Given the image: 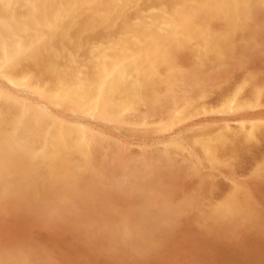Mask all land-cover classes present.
Returning <instances> with one entry per match:
<instances>
[{
  "label": "rangeland",
  "instance_id": "obj_1",
  "mask_svg": "<svg viewBox=\"0 0 264 264\" xmlns=\"http://www.w3.org/2000/svg\"><path fill=\"white\" fill-rule=\"evenodd\" d=\"M145 1L146 0H141V5L146 4L147 1ZM230 3L225 1L223 7L227 14L230 10L231 5L232 7L237 8L236 12L233 15V21L235 24L233 32L235 33V35L239 36H236L238 38L234 37L233 39L238 45L237 47L234 41H231L232 43L229 46V49L231 50L230 56L228 55L227 58H224L221 46L217 45L216 47L219 59L210 64V67L208 66L204 68V70L201 69L202 73L201 71L198 72L200 75L197 73L193 74L192 69L194 70V64L191 62V58L188 59L189 57L185 55V53L183 54L184 49L182 46H180L177 49L178 59H176V66H174L177 77L179 79L175 87L167 90L164 94H162L160 101L161 105L159 104V107L156 106L150 110L141 109V111L139 112L141 115H134V117L129 116V118L131 117L130 119L128 118L129 120L126 118L122 122L114 121L112 117L107 114L100 113L98 109H94L92 112H89L82 107H75L70 103L64 102L60 99L42 97L33 89L21 86L17 82H15V77L14 75H11V72H9L10 70L6 64L0 66V92L8 96L18 105L28 107L32 113V116H34L33 118L39 119V130H43V132H45L51 126H59L63 129L76 131L87 136L89 135V137L92 139H98L100 145L98 146V151L95 150L93 151L94 153L92 151L90 152V155L92 154V156L87 162H83V158L78 155L77 152L71 154L65 161V165L67 167L65 170L66 173L64 172L65 174L60 175L61 177L59 176L56 179V183L53 185V187L50 186L46 181H49V172L46 169L32 167L23 176H18L19 173L17 172H13L11 173V175L6 176L5 178L0 176V264H264V74H262L264 73V19L262 20V18H264V0H244V2L242 3V7H240L242 9L238 7L239 5H241V2L239 0H231ZM249 6H251V8ZM175 7L181 8L182 6L179 4L177 5L176 3ZM239 14H241V16ZM202 16L203 18H201V20H203V27L205 28V34L208 39H210L211 34L213 33L220 35L222 38H225L227 35H229L230 30L228 23H226L227 19L220 22L218 21V18H213V15L211 17L207 16L208 19L206 18V16ZM256 18H258L259 20ZM239 19L242 20V23ZM240 24L242 25L239 26ZM211 30H213L214 32ZM172 43L167 44V46L174 48L175 44ZM249 43L250 46L252 45V47L249 46ZM240 52L242 53V55ZM235 53H238V55ZM186 66L188 67V69ZM243 69L251 72L248 73ZM254 70L256 72H254ZM203 71H205L206 73ZM178 74L181 75V78ZM201 75L204 79H201ZM240 75L245 76L243 78V76L241 77ZM261 77H263V79ZM192 78H194L195 80H193ZM182 79H184V81ZM189 80L192 82H190ZM251 82L254 83V86L256 88V91L253 95L250 93ZM221 87L223 90L221 89ZM212 88L213 91H211ZM237 99L246 101L247 103L245 102L244 104H240L241 106L238 105L237 108L231 107V104ZM191 102H195L199 106L198 110L195 111L196 113L193 112L189 114L185 118V120L183 119L179 122L175 121V116L178 114L180 109L184 106L189 105V103ZM260 102H262L263 104ZM142 111H144V113ZM146 115L149 116L146 117ZM150 120L154 123L152 124ZM242 129H246V136H241L243 140L238 139L237 144H234L235 147L234 145L231 146L229 150H227V152L223 154L224 156L221 155L223 157H220L219 159L222 160L211 162L208 158V154L206 153L205 148L202 145V141L220 133L228 134L232 131L235 132ZM172 145H178V149L181 153L179 152L178 155H170V149ZM186 153V156L183 155ZM238 155L242 156L239 157ZM97 157L98 159H95ZM159 157L160 159L157 160V158ZM91 158H93L94 160ZM185 162L188 164H186ZM135 164L136 167L134 168ZM234 164H236V166ZM75 165H77L76 167H78V169L74 167ZM148 166L151 167V169ZM174 166H176L177 169ZM67 170L69 171L67 172ZM75 171L77 172L76 174ZM30 172L32 174H30ZM71 173L75 176L71 175ZM27 174L30 175L27 176ZM67 174H69L68 177ZM157 174L160 175V177H157ZM98 175H100L101 178H99L100 176ZM86 176H89V178H87ZM79 179L81 181L78 182ZM171 180L172 182H169ZM194 180L196 181V183ZM101 181L104 182L102 183ZM132 181L135 183H133ZM182 181H184V183ZM46 182L48 184H45ZM61 183L63 186L61 185ZM131 183L133 184L131 185ZM159 183L165 185L162 186ZM44 184L46 185L45 188ZM76 184L79 185L77 186ZM96 184L99 185L97 186ZM146 184L147 186H145ZM150 184L153 185L150 186ZM157 184H159V186ZM85 185L90 187L91 190L90 188L88 189V187H85ZM183 185L185 187H183ZM45 189H47V191H45ZM103 189H106V192ZM145 189L148 190V192ZM63 190L65 194L63 193ZM127 190H129L128 193ZM141 190L143 191V193ZM153 190L155 191V194ZM56 192H58L60 195H58V193ZM70 192L72 193V195ZM140 192L142 195H140ZM144 192H146L147 194ZM143 194H145L146 197ZM157 194H159V198ZM15 195H18V200L17 196ZM40 195L42 199L39 197ZM178 195L179 197H177ZM22 196H25V199H22ZM148 196L150 197L148 198ZM8 197H10V199H13L10 200ZM52 197H55L56 200H54V198L50 199ZM14 198L16 199L14 200ZM232 198H234V200ZM86 199L88 201H86ZM115 199H117L116 202ZM152 199L155 201L154 204V201L152 202ZM38 200L39 202H37ZM42 200L44 201L42 202ZM240 200L242 202H239ZM22 201L23 203H25H21ZM168 201H170L172 205ZM232 202H235L236 208L231 206ZM95 203L96 206L94 205ZM155 204H157L158 206H156ZM173 204L175 206H173ZM136 205L138 208L136 207ZM112 206L113 208H110ZM150 206L155 208L153 209ZM164 208L166 212L164 211ZM52 209H54V211ZM110 209L112 210V212L110 211ZM138 209L141 210L137 212ZM156 209L157 214L155 212ZM159 209L161 210L159 211ZM99 210L102 211L100 212ZM151 210H153L155 213H153V211ZM108 211L113 215L109 214ZM181 211L182 213H180ZM32 212L34 214H32ZM122 212L124 214H121ZM102 213L103 215H100ZM178 213H180L181 215ZM129 214H132V216L130 217ZM90 215L91 217H89ZM99 215L101 218L99 217ZM115 215L118 218L115 217ZM124 215L126 216L124 217ZM146 216H148V218H146ZM46 217L48 218L47 220ZM113 217L115 220L113 219ZM43 218L44 220H42ZM81 220L84 221L82 222ZM123 221L125 223H122ZM126 221L128 222L126 223ZM129 221H133L135 223L131 222L130 225ZM209 222H211V224ZM167 224L169 225V227ZM120 226L122 227L120 228ZM150 226L152 228L154 227L155 229H152ZM222 227H224L225 229ZM241 228L243 230H245L246 228L247 230L243 231ZM150 229H152V231H154L155 233L150 231ZM159 229H162L165 232L162 231L161 235V230ZM96 230L99 231H97L99 235ZM170 231L172 232L170 233ZM116 233H120V235H117ZM155 234L156 236H158H154ZM152 235L154 237H152ZM100 237L102 239H100ZM115 237L119 239H116ZM144 237L145 239H143ZM160 237L162 239H160ZM148 238L151 239V241H149ZM124 239H126V241ZM115 240L118 241L115 242ZM127 240L130 243H128ZM152 247H155V249H153ZM121 251L123 253H121ZM31 252L35 253L32 254ZM37 256L39 257L37 258ZM17 258L19 260H17ZM49 259L51 261L53 259V261L51 262Z\"/></svg>",
  "mask_w": 264,
  "mask_h": 264
},
{
  "label": "bare ground",
  "instance_id": "obj_2",
  "mask_svg": "<svg viewBox=\"0 0 264 264\" xmlns=\"http://www.w3.org/2000/svg\"><path fill=\"white\" fill-rule=\"evenodd\" d=\"M140 1L141 0H0V66H2L3 64H6L8 66V68H9V70H10L9 72H11V75H14L15 80L13 78L12 79L15 82H17L21 86L29 87V88L33 89L35 92H37L42 97H51V98H54V99H60V100H62L64 102L70 103L71 105H73L75 107L76 106L77 107H82V108L88 110L89 112H92L94 109H98V111L100 113L109 115L110 117H112V119L114 121L122 122L126 118L128 119L129 116H133V117H134V115L138 116V114H140L139 112L141 111V109L150 110V109H152V108H154L156 106L159 107L162 94H164L167 90L172 89V88L175 87V85L177 84V81L179 79L177 77V73H176V71L174 69V66H176L175 65L176 59H178L177 58V49L180 46H182L183 49H184L183 50L184 51L183 54L185 53V55H187L189 57L188 59L191 58V60H192L191 62L194 64L193 65L194 66V70L192 69L193 72L191 71L193 74L194 73L199 74L198 72H200V71L202 73V70H204V68L208 67L214 61L219 59V55L217 53V47H216L217 45L221 46V50H222V53L224 55V58H227L228 55L230 56V51L231 50L229 49V46L232 43L231 41L234 39V37L238 36V35H235V33L233 32L234 25H235L234 21H233V15L236 12L237 8L232 7V5H231L230 10H229V12L227 14L225 9H224V7H223V4H224L225 1L230 3L231 0H146L147 3L144 4V5H141ZM239 1L241 2V5L238 4L239 5L238 7L240 8V7H242V3L244 2V0H239ZM176 3H177V5L179 4L182 7L181 8H176L175 7ZM249 7L251 8V6H249ZM240 9H242V8H240ZM255 9H256V7H255ZM255 9H253V10H255ZM202 15L206 16V18H207V16L211 17L213 15L214 16L213 18H215V19L218 18V21H220V22L224 21L225 19H227L226 23H228L229 30H230L229 31V35H227L225 38H222L220 35L213 33V34H211L210 39H208V37L205 34V28L203 27V23H202L203 20H201V18H203ZM239 15L241 16V14H239ZM242 18H243V16H242ZM256 19H258V18H256ZM263 19L264 18H262V20ZM242 20H240L241 23H242ZM207 22H208V20H207ZM204 25H205V23H204ZM241 25L242 24H240L239 26H241ZM244 28H246V27H244ZM239 30H240V27H239ZM211 31H213V30H211ZM224 32H225V30H224ZM215 33H216V31H215ZM253 34H254V32H253ZM262 35H263V33H262ZM238 37H236V38H238ZM243 38H245V37H243ZM260 40H261V38H260ZM172 42L175 44L174 48L167 46V44L172 43ZM234 43H235V41H234ZM237 46L238 45L236 44V47ZM249 46H250V43H249ZM250 47H252V45ZM235 54L238 55V53H235ZM241 55H242V53H241ZM246 56H247V53H246ZM251 56H252V54H251ZM179 57H181V56H179ZM239 57H240V55H239ZM254 61H256V60H254ZM230 62H233V61H230ZM187 69H188V67H187ZM243 70H246V69H243ZM255 70H254V72H256ZM203 72H205V71H203ZM233 72H235V71H233ZM246 72H248V71L246 70ZM249 72H251V71H249ZM232 73H230V74H232ZM252 74H253V72H252ZM262 74H264V73H262ZM180 76L181 75H179V77ZM244 76H243V78H244ZM184 78H185V75H184ZM229 78H230V76H229ZM229 78H228V80H229ZM234 78H236V77H234ZM256 78H255V80H256ZM261 78L263 79V77H261ZM192 79L195 80L194 78H192ZM199 79H200V77H199ZM201 79H204L202 75H201ZM182 80L184 81V79H182ZM230 80H231V78H230ZM190 82H192V81H190ZM227 83H229V82H227ZM237 83H238V81H237ZM259 83H261V82H259ZM250 84H251L250 85V93L253 95L254 92L256 91V88H255L253 82H251ZM188 85H189V83H188ZM234 86H236V85H234ZM221 89H222V87H221ZM206 90H208V89H206ZM211 91H213V88H212ZM214 91H217V90H214ZM215 98H216V96H215ZM209 99H211V98H209ZM223 99H224V95H223ZM245 100H246V98H245ZM245 102L246 101L237 99L231 104V107L237 108L238 105L244 104ZM163 103H165V102H163ZM260 103H262V102H260ZM212 107H213V104H212ZM198 108H199V106L195 102L189 103V105L184 106V107H182L180 109L178 114L175 116V119H176L175 121L179 122V121H182L183 119L185 120V118L189 114L195 112L196 110H198ZM142 112L144 113V111H142ZM153 112H155V111H153ZM156 112H157V109H156ZM148 116L146 115V117H148ZM156 116H157V114H156ZM33 117L34 116H32V113H31V111H30V109L28 107L18 105L17 103L12 101L8 96H6V95H4V94H2L0 92V176H2L3 178H5L8 175H11V173H13V172L14 173L15 172L19 173L18 176H23L29 169H31L32 167H36V168L46 169L49 172V181L48 180H46V181L49 183L50 186L53 187V185L56 183V179L60 175L66 173L65 170H66L67 167L65 165L66 164L65 161L68 159V157L71 154H73L74 152H77L78 155H80L83 158V160H84L83 162H87V161H89L90 157L92 156V154L90 155V152L91 151L93 152V151L99 149L98 146H100V145H99L98 139L97 140L92 139V138L89 137V135L87 136V135H84V134L76 132V131H70V130H67V129H63V128L59 127V126H51L49 129H47V131L43 132V130H39L38 129V127L40 126V124L38 122L39 119L38 118L34 119ZM163 117H165V116H163ZM239 117H241V116H239ZM137 118H139V117H137ZM155 119H157V118H155ZM188 120H189V118H188ZM152 121H153V119H152ZM152 121L150 120V122L153 124L154 122H152ZM185 122H184V124H185ZM203 123H205V122H203ZM148 125H149V123H148ZM259 125H260V123H259ZM210 130H212V129H210ZM245 130L242 129V130H238V131H235V132L232 131V132H230L228 134L227 133H220V134H217L215 136H212V137H209V138L203 140L202 141V145L205 148L206 153L208 154L209 160L211 162H215L217 160H219V161L222 160V159H219V158L220 157L222 158L224 156L223 154H225L227 152V150H229V148L231 146H233L235 143L237 144L238 139L239 140L242 139L241 136H246ZM263 130H264V127H263ZM255 136H258V135H255ZM175 139H177V138H175ZM102 140H104V139H102ZM260 141H261V138H260ZM252 142H253V140H252ZM250 143H249V145H250ZM242 145H244V144H242ZM112 147H114V146H112ZM234 147H235V145H234ZM103 148H104V146H103ZM178 148H179L178 145H172V147L170 149V155H175V154L178 155L179 152H180V150ZM112 149H114V148H112ZM115 150H116V148H115ZM133 152H135V151H133ZM245 152H246V150H245ZM183 155L186 156L187 153L183 154ZM221 155H223V156H221ZM240 156H242V155H240ZM199 157H200V155H199ZM91 159H93V158H91ZM95 159H98V157L95 158ZM158 159H160V157L157 158V160ZM101 163H103V162H101ZM186 164H188V163H186ZM91 165H92V163H91ZM125 165H128V164H125ZM161 165H159V166H161ZM234 165L236 166V164H234ZM76 166L77 165H75L74 167H76ZM101 166H103V165H101ZM135 167H136V164H135L134 168ZM174 167L176 168V166H174ZM76 168L78 169V167H76ZM81 168H83V167H81ZM98 168H100V167H98ZM118 168H119V166H118ZM149 168L151 169V167H149ZM128 170H130V169H128ZM180 170H181V168H180ZM68 171L69 170H67V172ZM83 171H84V169H83ZM162 171H163V169H162ZM166 171H164V172H166ZM179 172H181V171H179ZM76 173L77 172L75 171V174ZM118 173H119V171H118ZM30 174H32V173L30 172ZM69 174H67V177H68ZM29 175L27 174V176H29ZM71 175H74V174L71 173ZM137 175H138V172H137ZM217 175H215V176H217ZM98 176H100V175H98ZM70 177H72V176H70ZM157 177H160V175L157 174ZM17 178H19V177H17ZM87 178H89V176ZM99 178H101V176ZM171 178H173V177H171ZM183 178H184V176H183ZM11 179H13V178H11ZM80 179L78 180V182L81 181ZM84 179H85V177H84ZM92 179H93V177H92ZM104 179H105V176H104ZM174 180H173V182H174ZM8 181H11V180H8ZM15 181H16V179H15ZM60 181H62V180H60ZM88 181H89V179H88ZM218 181H219V179H218ZM47 182L45 184H48ZM101 182L103 183L104 181H101ZM148 182H150V181H148ZM154 182H156V181H154ZM169 182H172V180L169 181ZM182 182L184 183V181H182ZM16 183H17V181H16ZM66 183H68V182H66ZM133 183H135V182H133ZM133 183H131V185ZM195 183H196V181H195ZM11 184H13V183H11ZM45 184H44V188L46 186ZM57 184H58V181H57ZM92 184H91V186H92ZM159 184H157V185L159 186ZM2 185H3V183H2ZM61 185H62V183H61ZM96 185L98 186L99 184H96ZM151 185H153V184H150V186ZM160 185L163 186L165 184H160ZM145 186H147V184ZM154 186H155V184H154ZM85 187H88V186L85 185ZM183 187H185V186L183 185ZM89 188L90 187H88V189ZM98 188H100V187H98ZM141 188H142V186H141ZM60 189H58V190H60ZM77 189H78V187H77ZM136 189H137V187H136ZM183 189H185V188H183ZM90 190H91V188H90ZM103 190L105 191L106 189H103ZM123 190H125V189H123ZM40 191H38V192H40ZM45 191H47V189H45ZM77 191H80V190H77ZM128 191L129 190H127V193H128ZM143 191H144V188H143ZM143 191H142V193H143ZM146 191L148 192V190H146ZM220 191H221V189H220ZM88 192H90V191H88ZM99 192H100V190H99ZM153 192L155 194L154 190H153ZM224 192H226V191H224ZM56 193H58V192H56ZM63 193H64V190H63ZM96 193H98V192H96ZM144 193H146V192H144ZM18 195H15V196H17V200H18ZM58 195H60V194L58 193ZM71 195H72V193H71ZM88 195H90V194H88ZM140 195H142L141 192H140ZM143 195L145 196V194H143ZM157 195H158V198H159V194H157ZM179 195L177 197H179ZM25 196H26V194H25ZM25 196H22V199ZM39 197L41 198V195ZM106 197H108V196H106ZM109 197H111V196H109ZM124 197H125V195H124ZM149 197L150 196H148V198ZM175 197H176V195H175ZM8 198L10 199V197H8ZM53 198H54V200H56L55 197H52L50 199H53ZM214 198H216V197H214ZM12 199H10V200H12ZM15 199L16 198H14V200ZM28 199H29V197H28ZM87 199H86V201H88ZM230 199H231V197H230ZM232 199L234 200V198H232ZM20 200H21V198H20ZM46 200H48V199H46ZM116 200L117 199H115V202H116ZM173 200H174V198H173ZM43 201L44 200H42V202ZM122 201H123V199H122ZM153 201L154 200L152 199V202ZM16 202H18V201H16ZM37 202H39V200ZM58 202H59V200H58ZM121 202H120V204H121ZM168 202H170V201H168ZM239 202H242V201L240 200ZM21 203H23V201ZM154 203H155V201L153 202V204ZM170 204H171V202H170ZM49 205H50V203H49ZM63 205H64V203H63ZM94 205L96 206V203ZM155 205L158 206L157 204H155ZM176 205H178V204H176ZM173 206H175V205L173 204ZM231 206L236 208L235 202H232ZM53 207H54V205H53ZM104 207H105V205H104ZM129 207H131V206H129ZM136 207H137V205H136ZM150 207L153 208L152 206H150ZM240 207H242V206H240ZM110 208H113V206L110 207ZM85 209H86V207H85ZM157 209L155 210V212L157 211ZM249 209H252V208H249ZM33 210H34V208H33ZM35 210H36V208H35ZM52 210L54 211V209H52ZM140 210L138 209L137 212H139ZM160 210L161 209H159V211ZM208 210H209V208H208ZM7 211H9V210H7ZM110 211L112 212L111 209H110ZM151 211H153V210H151ZM164 211L166 212L165 208H164ZM155 212L153 211V213H155ZM173 212H174V210H173ZM42 213H43V209H42ZM180 213H182V211ZM180 213H178V214H180ZM207 213H208V211H207ZM244 213H246V212H244ZM32 214H34V213L32 212ZM109 214H112V213L109 212ZM121 214H124V213L122 212ZM149 214H150V211H149ZM156 214H157V212H156ZM100 215H103V213L100 214ZM100 215H99V217H100ZM151 215H153V214H151ZM218 215H220V214H218ZM38 216H39V214H38ZM50 216H49V218H50ZM61 216H62V214H61ZM125 216L126 215H124V217ZM129 216L131 217L132 214L131 215L129 214ZM241 216H244V215H241ZM89 217H91V215ZM115 217H117V216L115 215ZM124 217H123V219H124ZM146 218H148V216H146ZM47 219L48 218L46 217V220ZM113 219H114V217H113ZM42 220H44V218ZM106 220H108V219H106ZM136 220H138V219H136ZM209 220H210V218H209ZM238 220H237V222H238ZM52 221H54V220H52ZM169 221H171V220H169ZM127 222L128 221H126V223ZM131 222H133V221H131ZM131 222L129 221V224ZM122 223H125V222L123 221ZM133 223H135V222H133ZM209 223L211 224V222H209ZM206 224H208V223H206ZM206 224H204V225H206ZM57 225H59V224H57ZM50 226H52V225H50ZM89 226H91V225H89ZM163 226H161V227H163ZM121 227L122 226H120V228ZM168 227H169V225H168ZM237 227H239V226H237ZM136 228H137V226H136ZM222 228H224V227H222ZM152 229H150V231H152ZM134 230H135V227H134ZM156 230H158V229H156ZM159 230H161L160 234L162 235V231H164V230H162V229H159ZM245 230H247V229L245 228ZM245 230H243V231H245ZM97 231L98 230H96V232ZM152 232H154V231H152ZM167 232H169V231H167ZM171 232L172 231H170V233ZM149 234H151V233H149ZM98 235H99V233H98ZM117 235H120V233L117 234ZM154 236H156V234ZM154 236L152 235V237H154ZM110 237H109V239H110ZM129 237H130V235H129ZM106 238H108V237H106ZM131 238H133V237H131ZM149 238H151V237H149ZM100 239H102V238L100 237ZM116 239H119V238H116ZM143 239H145V237ZM160 239H162V238L160 237ZM124 240L126 241V239H124ZM116 241H118V240H115V242ZM149 241H151V239H149ZM160 242H161V240H160ZM3 243H1V244H3ZM9 243H10V241H9ZM128 243H130V242L128 241ZM165 243H166V241H165ZM155 247L154 248L152 247V248L155 249ZM159 247H160V245H159ZM110 248H111V246H110ZM129 250H130V248H129ZM14 251H15V249H14ZM34 253H32V254H34ZM108 253H109V250H108ZM121 253H123V252L121 251ZM38 257L39 256H37V258ZM123 258H125V257H123ZM17 260H19V259L17 258ZM52 261H53V259H52ZM39 263H41V262H39Z\"/></svg>",
  "mask_w": 264,
  "mask_h": 264
}]
</instances>
